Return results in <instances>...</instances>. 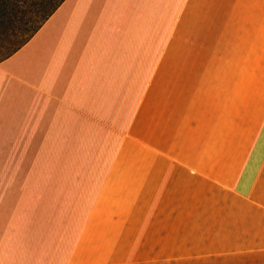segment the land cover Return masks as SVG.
<instances>
[{
  "label": "crops",
  "instance_id": "crops-1",
  "mask_svg": "<svg viewBox=\"0 0 264 264\" xmlns=\"http://www.w3.org/2000/svg\"><path fill=\"white\" fill-rule=\"evenodd\" d=\"M0 264H264V0H63L2 60Z\"/></svg>",
  "mask_w": 264,
  "mask_h": 264
},
{
  "label": "trees",
  "instance_id": "trees-1",
  "mask_svg": "<svg viewBox=\"0 0 264 264\" xmlns=\"http://www.w3.org/2000/svg\"><path fill=\"white\" fill-rule=\"evenodd\" d=\"M63 0H0V62L23 46Z\"/></svg>",
  "mask_w": 264,
  "mask_h": 264
},
{
  "label": "rangeland",
  "instance_id": "rangeland-1",
  "mask_svg": "<svg viewBox=\"0 0 264 264\" xmlns=\"http://www.w3.org/2000/svg\"><path fill=\"white\" fill-rule=\"evenodd\" d=\"M24 151H22L20 148L19 150L16 149L14 150V153H10V148L6 152H4V157L7 158L6 161L3 162L2 167L3 168H11V167H27L25 159L27 157H34L36 162L34 167H43L42 166V160H41V145H32V146H24ZM14 160H13V159ZM19 160V161H16ZM25 161V162H24ZM26 203L24 202L22 205H20L21 210L25 211ZM24 206V207H23ZM3 216H9L12 215V210L11 209H4L2 210ZM5 226V225H4Z\"/></svg>",
  "mask_w": 264,
  "mask_h": 264
}]
</instances>
